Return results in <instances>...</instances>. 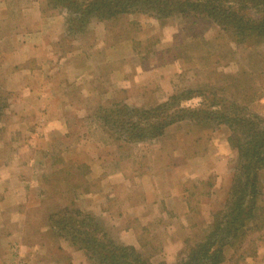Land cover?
<instances>
[{
  "label": "rangeland",
  "instance_id": "rangeland-1",
  "mask_svg": "<svg viewBox=\"0 0 264 264\" xmlns=\"http://www.w3.org/2000/svg\"><path fill=\"white\" fill-rule=\"evenodd\" d=\"M81 9L66 11L48 0H0V264L48 262L52 256L60 257L58 243L62 242L81 253L88 264H97L84 251L75 248L69 237H72L71 228L80 226L82 217L90 215L101 221L102 227L116 242L124 245L126 233L123 232L122 212L125 205L122 201L127 197L123 196L120 187H113L118 181L112 174L123 168L132 171L138 163L147 165L155 160L156 166L160 162L161 168L164 167L161 172L170 173L174 182L194 166L182 163L184 157L191 156L190 143L193 140L197 141L198 147L203 144L204 152L207 151L208 132L203 133L207 128L193 126L189 121L172 124L156 139L135 142L126 135L130 131L128 126L116 139L96 118V115L103 116L113 104L148 108L167 101L172 94L183 89L197 88L198 92H204L208 91L207 84L214 86L212 84L217 79L209 74L207 77L202 66L177 59L178 50L173 49L174 35L177 36L175 43L178 38L181 42H191L193 34L202 38L210 53H214L212 61L207 64L210 68L212 63L216 64L212 69L217 72L236 74L240 70L247 76L252 74L256 82L260 81L256 86L260 99L252 104V108L264 112V42L250 38L248 46L243 48L230 41L228 47H224L229 40L228 34L212 25L171 18L160 27L153 15L147 14H119L108 20L91 18L74 22V14ZM59 16L62 17L61 35L60 30L51 28L54 24L49 23ZM91 24L106 33L99 43H93L88 36V32L92 33L89 30ZM69 26H72L70 33L66 30ZM92 39L96 41L94 37ZM168 46L173 48L168 49ZM107 47L118 55L128 51L132 54L128 65L138 67H131L129 71L130 79L134 78L135 83L129 81L125 88L122 89L121 85L119 89L101 78L100 83L92 88L98 97L106 100L84 101L80 94L88 88L75 85L74 70L83 67L89 71L90 62H95L97 54ZM33 50L42 55L37 62L31 57ZM45 50L52 53H43ZM183 56L188 60V55L183 53ZM48 73L51 79L46 80ZM139 94L141 100L137 99ZM203 102L202 98L195 97L178 106L197 108ZM62 121L64 127L60 126ZM216 127L213 124L208 129ZM213 149L219 150L217 147ZM225 152L226 166L233 174L237 165L236 152L232 149ZM172 156L176 159L172 158V164L168 165ZM193 170L205 171L204 166L197 165ZM15 183L23 186L21 192L15 189ZM190 183L191 180L186 186L190 187ZM191 190L199 201L206 194V189L194 187ZM149 200L147 205H151ZM70 202L72 207H68ZM66 208H74L81 215H67L75 220L66 221L73 227L64 229L67 235L62 232L61 237L51 230L47 216ZM215 211H209L208 224ZM200 213L199 210L195 222ZM125 219L129 222L128 216ZM165 224L166 220L155 221L153 231L157 229L159 232L158 227ZM157 232L153 233L157 235L153 239L155 246L164 241L162 234ZM196 233L189 229L187 236L192 238ZM260 234L263 236L264 232ZM260 234L250 236L249 244L253 241L258 247L263 241ZM29 251L34 255L33 259L27 257ZM157 257L152 256V264H167ZM240 263L234 259L229 261V264Z\"/></svg>",
  "mask_w": 264,
  "mask_h": 264
},
{
  "label": "trees",
  "instance_id": "trees-1",
  "mask_svg": "<svg viewBox=\"0 0 264 264\" xmlns=\"http://www.w3.org/2000/svg\"><path fill=\"white\" fill-rule=\"evenodd\" d=\"M48 1L66 11L74 12L75 8L79 11L78 8L82 7V11L74 14V22H85L91 18L108 20L119 14H147L153 15L160 27L171 18L193 20V24L201 21L212 25L220 32L228 34L229 40L224 47H228L230 41L234 46L243 48L248 46L250 38L264 42V0ZM70 28L72 26L66 27L67 32ZM192 36L191 42H181L178 38V43H175L177 36L174 35V48L168 46V49L178 50L177 59L182 63L185 60L191 65L202 66L206 76L209 74L217 79V82L212 84L214 86L207 84L208 91L204 92H198L197 88L183 89L172 94L167 101L148 108L113 104L103 116L96 115V118L102 121V126L115 135L116 139L124 134L123 129L128 126L130 131L126 135L135 142L161 137L167 127L181 121H189L201 129H208L213 124L225 126L229 132L227 145L236 152L237 159L230 189L221 208L212 213L211 223L201 228L200 215L196 222L194 221L198 215L199 199H196L191 189H206L207 192L212 184L210 181H195L187 187V221L189 228L197 233L183 241L184 248L177 253L174 264H221L226 251L232 252L231 259L235 262H242L247 257H254L256 253V244L253 241L249 244L248 238L264 232V193L261 185L264 175V112L259 113L252 108V104L260 99L259 89L256 87L260 81L256 82L257 79L253 78L252 74L247 76L240 70L236 74L217 72L212 69L216 67L214 63L210 68L207 63L212 61L214 53H210V48L202 38L194 34ZM183 53L188 55V60L184 58ZM195 97L204 101L199 107L178 106L182 101ZM1 103L0 96V115ZM202 105H205V108H202ZM72 205L70 202L68 207ZM69 214L75 217L81 215L74 208H66L62 212H50L47 216L51 230L61 237L62 232L67 235L64 229L73 227L72 224L66 223L75 220L71 216L67 217ZM80 224L77 228H71L72 237H69V241L97 264H152V256L162 249L161 245L154 244L153 239L157 235L154 237L146 230H141V235L147 242L140 243V248L135 249L116 242L102 227L99 219L85 215ZM261 236L260 234V240Z\"/></svg>",
  "mask_w": 264,
  "mask_h": 264
},
{
  "label": "crops",
  "instance_id": "crops-1",
  "mask_svg": "<svg viewBox=\"0 0 264 264\" xmlns=\"http://www.w3.org/2000/svg\"><path fill=\"white\" fill-rule=\"evenodd\" d=\"M59 17L60 18L54 17L49 23H53L54 26L51 28L59 29L61 35L62 17ZM89 30L92 33L88 32V36H90L93 43H99L105 38L106 33H103L98 26H95V24H91ZM92 37L96 39L95 42ZM51 49L53 50L52 47ZM31 53V57L36 62L42 57L38 50H33ZM43 53L48 54L52 53V51L45 50ZM97 56L95 62H90L88 67V69L90 68L89 71L86 72L83 67L74 70L73 75H75V85L80 86L82 89L83 87L88 88L87 91L82 92V95L80 94V98L84 101L106 100V98L98 97L96 95L98 93L92 88L95 84L100 83L101 78H105L110 86H119V89L121 85L122 89L125 88V84H129V81H134L133 83H135L134 78L130 79L129 71L131 67L134 69H137L138 67H130L128 65L130 64L128 58L132 57V54L129 51L122 55H118L107 47L103 52L97 54ZM45 78L46 80L51 79V74H46ZM85 80L88 83V86ZM140 96L141 94L138 95V100H141ZM61 125L64 127V121H62L60 126ZM227 131L226 127L222 125L217 126L216 129H204L203 133L208 132L206 152L203 150V144L202 147L197 146L198 144L196 140H193L190 143L191 156L188 158L184 157L186 159L183 160L182 163H185L186 165L204 166L205 171L203 172H199L198 170L195 172L193 170L194 166H192L189 171L179 175V177L173 182L172 176L169 175L170 173L161 172L164 171V167L161 168L160 162L159 165L156 166L157 164L155 163V160H152V163H147V165L145 163L136 164L137 167L132 171L123 168L116 170V173L114 172V174H112L118 181L113 187H120L124 193L123 196L127 197L122 201L123 206L125 205V209L123 208L124 210L122 212L124 216V219L122 218V221L124 222L123 232L124 234L126 233L125 238L123 239L124 245L139 249L141 242H147L141 240V230H146L151 235H154L153 233L157 232V229L153 231L155 228H153L154 222L156 221L157 223H160L166 220V224L163 227H158L161 230L157 233L162 234L164 241L161 242V252L155 255L159 256L157 258L161 261L163 260L167 264H173L171 262L174 261L175 255L180 251L183 241L188 238L187 234L190 229L187 221L188 209L185 201V192L187 191L188 186H186V183L188 184V181L190 180L192 183L195 181L209 180L212 182L211 189L206 192L204 198L198 203V209L201 211V228H205L208 225L209 211L217 210L223 205V201L230 189L232 170L226 166L227 160L225 158V151L227 149L230 150L226 142L228 136ZM152 144L155 145L154 141H152ZM215 147L219 148V150L215 151L213 149ZM192 149L198 150L194 152ZM220 149L222 151H220ZM172 158L174 157H171L168 165L172 164ZM180 161L181 160L178 159V162ZM166 170H168V168H166L165 171ZM126 171H129L130 173L127 174ZM261 185L264 193V175L261 180ZM14 187L21 192L23 186L15 183ZM127 193L129 194L127 195ZM149 198V203L151 205H147V199ZM198 209L197 212H199ZM127 216L129 222L125 219ZM206 220L207 222L204 224ZM262 240V243L256 249L254 257H247L240 264H264V235L262 236ZM58 247L61 251L60 257L52 256L48 262L42 261L41 264H88L86 260L82 258L83 255L81 253L72 250L66 243H58ZM231 254V251L226 252V259L221 264H229ZM27 257L33 259L34 255L29 251ZM65 257L67 260H65Z\"/></svg>",
  "mask_w": 264,
  "mask_h": 264
}]
</instances>
